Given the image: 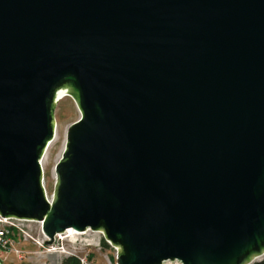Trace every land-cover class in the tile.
Listing matches in <instances>:
<instances>
[{"label":"water","instance_id":"water-1","mask_svg":"<svg viewBox=\"0 0 264 264\" xmlns=\"http://www.w3.org/2000/svg\"><path fill=\"white\" fill-rule=\"evenodd\" d=\"M65 93L81 116L48 199ZM0 215L41 222L47 245L100 232L117 264H252L264 0H0Z\"/></svg>","mask_w":264,"mask_h":264},{"label":"rangeland","instance_id":"rangeland-1","mask_svg":"<svg viewBox=\"0 0 264 264\" xmlns=\"http://www.w3.org/2000/svg\"><path fill=\"white\" fill-rule=\"evenodd\" d=\"M80 116V110L71 96H65L56 105L55 117L58 136L49 147L43 166L44 184L49 198L52 197L54 192L56 182L55 166L62 156L67 140L68 128ZM31 231L36 239L35 241L30 239L28 242H21L20 244L14 241L15 247H12V245L8 248H4L0 244V259L3 264H63L65 258L73 255L77 256L80 260L85 259L87 264H117L115 250L110 245L108 247L104 245L105 239L100 232L88 230L85 234L79 235L76 245L70 243L68 240H64L57 244V251L48 252L47 247H42L37 243H41L45 239L41 224L33 222ZM90 240H94L95 242L100 240L101 248L94 244L89 245L88 242ZM18 249L24 250L22 257L18 255ZM259 261H264V255L255 259L253 263ZM168 264L179 263L172 262Z\"/></svg>","mask_w":264,"mask_h":264},{"label":"built area","instance_id":"built-area-1","mask_svg":"<svg viewBox=\"0 0 264 264\" xmlns=\"http://www.w3.org/2000/svg\"><path fill=\"white\" fill-rule=\"evenodd\" d=\"M44 186H45V184H44ZM47 196H48V193H47ZM48 199H50L49 196H48ZM33 222L40 223L41 227H42V223L39 221L29 220V219H21V218H16V217H3L0 215V225H2V226H0V244L4 248H8L12 245H13L12 247H15V245H14L15 242H18L20 244L21 242H28L30 239L35 241L36 239L33 236L32 231H31V227H32ZM67 231H65L63 233H58L55 236V240L51 245H47L45 243V241L48 240V238L46 236H45V239L41 243H39V242H37V243H38V245H40L42 247H47L48 252L57 251L58 250L57 244L64 241V240H68L70 243L76 245L78 243V240H79V235H82V234L71 233V232H67ZM107 243L111 247H113V249L115 250V258H116L118 256V248L113 246L109 242H107ZM88 244L89 245L94 244L95 246H98L99 248H101V241L100 240L98 242H95L94 240H90L88 242ZM63 247L65 249V245ZM23 252H24V250H22V249L17 250V253L20 257L23 256ZM73 256H75V255H73ZM81 261L82 262L80 264H87L85 259H81ZM169 263H172V262H169ZM165 264H168V263H165Z\"/></svg>","mask_w":264,"mask_h":264},{"label":"bare ground","instance_id":"bare-ground-1","mask_svg":"<svg viewBox=\"0 0 264 264\" xmlns=\"http://www.w3.org/2000/svg\"><path fill=\"white\" fill-rule=\"evenodd\" d=\"M65 96H71V97H72L71 94H69V93H65V94H63V95L59 98V100L57 101V104H58V102H59L62 98H64ZM56 125H57V124H56ZM57 136H58V131L56 132V128H55V134H54V137H53V139L49 142L47 148H46L45 151H44L43 157H42V159H41L42 167L44 166V162H45V158H46L47 151H48L49 147L53 144V142L56 140ZM65 146H66V142H65ZM64 149H65V147H64ZM64 149H63V151H64ZM62 153H63V152H62ZM43 169H44V168H43ZM55 174H56V169H55ZM67 232L77 233V234H84V233H86V232H78V231H76V230H74V229H72V228H71V229H68ZM262 255H264V253H263ZM262 255H261V256H262ZM261 256H258V257H261ZM258 257H256L255 259H257Z\"/></svg>","mask_w":264,"mask_h":264},{"label":"trees","instance_id":"trees-1","mask_svg":"<svg viewBox=\"0 0 264 264\" xmlns=\"http://www.w3.org/2000/svg\"><path fill=\"white\" fill-rule=\"evenodd\" d=\"M105 246H109V244L104 241ZM81 260L77 256H70L64 259L63 264H80ZM253 264H264V261L255 262Z\"/></svg>","mask_w":264,"mask_h":264}]
</instances>
